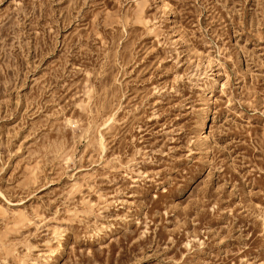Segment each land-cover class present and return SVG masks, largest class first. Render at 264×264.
<instances>
[{"label": "rangeland", "instance_id": "374dc122", "mask_svg": "<svg viewBox=\"0 0 264 264\" xmlns=\"http://www.w3.org/2000/svg\"><path fill=\"white\" fill-rule=\"evenodd\" d=\"M0 264H264V0H0Z\"/></svg>", "mask_w": 264, "mask_h": 264}]
</instances>
